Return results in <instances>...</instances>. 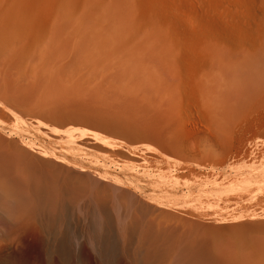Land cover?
I'll return each instance as SVG.
<instances>
[{"label":"rangeland","instance_id":"374dc122","mask_svg":"<svg viewBox=\"0 0 264 264\" xmlns=\"http://www.w3.org/2000/svg\"><path fill=\"white\" fill-rule=\"evenodd\" d=\"M1 100L0 264H264V0H0ZM44 120L128 149L58 145ZM159 130L178 153L156 166Z\"/></svg>","mask_w":264,"mask_h":264},{"label":"bare ground","instance_id":"6f19581e","mask_svg":"<svg viewBox=\"0 0 264 264\" xmlns=\"http://www.w3.org/2000/svg\"><path fill=\"white\" fill-rule=\"evenodd\" d=\"M190 18H191V17H190ZM190 18H189V19H190ZM186 21H188V20H186ZM188 22H189V21H188ZM194 22H195V21H194ZM186 23H187V22H186ZM189 23H190V24L193 23V20H192V22L190 21ZM190 24H188V25H190ZM193 24H194V23H193ZM193 24H192V25H193ZM195 24H196V22H195ZM193 26L195 27V25H193ZM193 26H192V28H193ZM199 26H200V25H199ZM196 27H197V26H196ZM37 88H38V87H37ZM19 89H20V88H19ZM30 89H31V88H30ZM28 90H29V89H28ZM35 91H36V90H35ZM21 92H22V91H21ZM31 92H32V91H31ZM10 94H11V93H10ZM26 94H27V93H26ZM29 94H31V93H29ZM32 94H33V93H32ZM14 96H15V95H14ZM19 96L21 97V95H19ZM23 97L25 98L26 96H23ZM21 98H22V97H21ZM26 98H27V97H26ZM34 98H35V96H34ZM34 98H32V100H34ZM19 99H20V98H19ZM30 99H31V98H30ZM40 99H41V97H40ZM10 100H11V99H10ZM21 100H22V99H21ZM6 101H7V99H6ZM14 101H15V100H14ZM22 101H24V100H22ZM28 101H30V100H28ZM37 101H38V100H37ZM41 101H42V100L38 101V103L41 102ZM72 101H73V100H72ZM75 101H76V100H75ZM75 101H73V102H75ZM0 102H1V104H0L1 106H4V104H5V108H6L7 106H9V104L6 103V102H5V103H2V102H4V101H2V100H1ZM10 102H11V101H10ZM19 102H20V101H19ZM24 102H25V101H24ZM30 102H31V105H32V101H30ZM43 102H46V101H43ZM53 102H54L55 104H58V103H56L55 101H53ZM57 102H60V101H57ZM87 102H88V101H87ZM95 102H96V101H95ZM11 103H13V102H11ZM28 103H29V102H28ZM46 103H47V102H46ZM51 103H52V102H51ZM61 103H63V102L61 101ZM70 103H71V101H70ZM85 103H86V102H85ZM85 103H84V104H85ZM2 104H3V105H2ZM6 104H7V106H6ZM14 104H17V103H14ZM22 104H23V103H22ZM34 104H35V103H34ZM34 104H33V105H34ZM52 104H53V103H52ZM52 104H51V105H52ZM55 104H54V105H55ZM64 104H65V103H64ZM77 104H78V102H77ZM97 104H98V103H97ZM19 105H20V104H19ZM25 105H26V103H25ZM25 105H24V107H25ZM29 105H30V104H28V106H29ZM31 105H30V106H31ZM46 105H49V104H46ZM58 105H60V104H58ZM69 105H70V104H69ZM71 105H72V103H71ZM73 105L75 106V103H74ZM82 105H83V103H82ZM90 105H91V104H90ZM93 105H94V103H93ZM93 105H92V106H93ZM101 105H102V104H101ZM15 106H17V105H15ZM41 106H42V105H41ZM84 106H85V105H84ZM44 107H45V106H44ZM52 107H54V106H52ZM62 107H63V105H62ZM62 107H61V108H62ZM68 107H69V106H68ZM72 107H73V106H72ZM76 107H77V106H76ZM76 107H73V109H76ZM81 107H82V106H81ZM86 107H89V106H86ZM108 107H109V106H108ZM1 108H4V107H1ZM1 108H0V109H1ZM17 108H18V107H17ZM32 108H33V107H32ZM35 108H36V107H35ZM47 108H48V107H47ZM66 108H67V104H66ZM66 108H65V109H66ZM77 108H78V107H77ZM89 108H91V107H89ZM96 108H97V107H96ZM96 108H94V109L97 110ZM99 108H100V107H99ZM6 109H7V110H6ZM6 109H5V110H6L8 113H10V111L8 110V108H6ZM9 109H10V110H13V111L15 112V110L13 109V105H12V108H9ZM36 109H37V111H38V110L41 109V107H40L39 109H38V108H36ZM45 109H46V108H45ZM56 109H57V108H55V111H56ZM65 109H64V110H65ZM78 109H79V108H78ZM86 109H87V108H86ZM16 110H17V109H16ZM19 110H20V109H19ZM25 110H26V109H25ZM53 110H54V109H53ZM67 110H68V109H67ZM88 110H89V109H88ZM91 110H92V109H91ZM95 110H94V111H95ZM99 110H100V109H99ZM99 110H98V111H99ZM113 110H114V109H113ZM17 111H18V110H17ZM17 111H16V112H17ZM27 111H28V110H27ZM31 111H32V110H31ZM40 111H43V110H40ZM44 111H46V110H44ZM70 111H71V110H69V112H70ZM79 111H80V110H79ZM7 112H5L6 115H7ZM14 112H13L12 115L15 116V118H16V120H17V123H21V124H23V122H19V121H21V120H20V117L23 118V115L20 116L18 113L16 114V112H15V113H14ZM75 112H76V111H74L73 113H75ZM89 112H90V111H89ZM116 112H117V111H116ZM29 113H30V112H29ZM32 113H33V112H31L30 114H32ZM35 113H36V112H35ZM39 113H40V112H39ZM44 113H46V112H44ZM80 113H82V112H80ZM80 113H79V114H80ZM100 113H101V112H100ZM102 113H103V112H102ZM119 113H120V112H119ZM20 114H21V113H20ZM22 114H23V113H22ZM25 114H26V113H25ZM30 114H29V115H30ZM55 114H57V113H55ZM61 114H62V113H61ZM112 114H113V113H111V115H112ZM116 114H117V113H116ZM120 114H121V113H120ZM9 115H11V114H9ZM9 115H8V116H9ZM12 115H11V116H12ZM16 115H19L20 117H17ZM35 115H36V114H35ZM37 115H38V112H37ZM37 115H36V117H37ZM42 115H44V114H42ZM65 115H66V113H65ZM65 115H64V116H65ZM71 115H72V114H71ZM76 115H77V114H76ZM100 115H101V114H100ZM11 116H10V117H11ZM25 116H26V115H25ZM27 116H28V115H27ZM27 116H26V117H27ZM48 116H49V115H48ZM48 116H47V118H48ZM72 116H73V118H75L74 115H72ZM72 116H71V117H72ZM121 116H122V115H121ZM124 116H125V115H124ZM128 116H129V115H128ZM12 117H13V116H12ZM26 117H25V118H26ZM36 117H34V115H33V118H36ZM39 117H40V115H39ZM39 117H38V118H39ZM53 117H54V116H53ZM53 117H52V118H53ZM61 117H62V116H61ZM90 117H91V116H90ZM90 117H88V115H87V116H85V115H82V116H81V115H80V116L76 119L75 122H77V123H83L84 126H85V123H89V125H91L90 122H89V121H91ZM93 117H95V116H93ZM105 117H106V116H105ZM111 117H112V116H111ZM22 118H21V119H22ZM25 118H24V119H25ZM28 118H29V117H28ZM28 118H27L26 120H28ZM31 118H32V115H31ZM41 118H42V117H41ZM52 118H51V119H52ZM59 118H60V117H59ZM108 118H109V117H108ZM135 118H136V117H135ZM180 118H181V117H180ZM2 119H3V118H2ZM12 119H13V118H12ZM36 119H37V118H36ZM102 119L104 120L105 118L102 117ZM102 119H101V121H102ZM111 119H112V118H111ZM113 119H114V118H113ZM113 119H112V120H113ZM130 119H133V118H130ZM138 119H139V118H138ZM184 119H185V120H188V119H186V118H184ZM13 120H14V119H13ZM16 120H14V121H16ZM32 120H34V119H32ZM40 120H41V119H40ZM40 120L38 119L37 121L40 122ZM49 120H50V119H49ZM62 120H63V119H62ZM71 120H72V119H71ZM73 120H74V119H73ZM73 120H72V121H73ZM93 120H94V118H93ZM133 120H134V119H133ZM144 120H145V119H144ZM28 121H31V120H28ZM37 121H36V122H37ZM46 121H47V119H46ZM50 121H51V120H50ZM55 121H56V119H55ZM63 121H64V120H63ZM63 121H62V123H63ZM96 121H98V120H96ZM106 121H107V120H106ZM106 121H105V122H106ZM118 121H119V120H118ZM118 121H117V122H118ZM139 121L141 122V120H139ZM34 122H35V121H34ZM41 122H42V121H41ZM47 122H48V121H47ZM47 122H46V124H45V120H44V123L42 122L43 124L40 123V124H41V125H40L39 123H37V125L39 124V126H40V127L38 126L39 128H41L42 125L44 126V128H45V127L49 128V129H50V132H49L50 134L55 133V136H57V134L64 136V137H61V136H60V139H59V143H58V145H59V144H61V145H66V146H68V147L71 148V149L74 148V147H79L82 143H81V144L79 143V144H80V145H79V144H77V142L80 141L79 139H82V138L84 139V137H85V139H88V138H89V140H91V138H92V141L94 140V141L96 142V144H97V143H98V144H101V145H103V146H106L107 148L109 147L110 149H111V148H113V149L116 148L115 150H117V148H119V150H120V148L123 147V146L121 147V145H122V141H121V140H120L121 142L119 143V142H118L119 140L117 141L116 139H114V138H112V137H108V136L102 134L101 132L99 133V132H96V131H94V130L92 131L91 129L89 130L88 128L85 129V128H83V127H82V128H76V126H74V127H75V128H74V127H71L70 125H69V126H70L71 128H70V127H69V128H67V127L65 128V127H64L65 129H61V130H60V129L57 128L58 126H55V127H56V128H55V127L53 126V123H50V122H49V123L51 124V126H50V125L48 126ZM51 122H52V121H51ZM65 122H66V121H65ZM69 122H70V121H69ZM92 122H93V121H92ZM112 122H114V121H111V123H112ZM135 122H136V121H135ZM146 122H147V121H146ZM189 122H190V121H188V123H189ZM6 123H7V122H6ZM31 123H33V121L30 122V124H31ZM77 123H76V124H77ZM99 123H100V122H99ZM108 123H109V121H108ZM138 123H139V122H138ZM141 123H142V122H141ZM143 123H144V122H143ZM56 124H57V123H56ZM92 124H93V123H92ZM120 124H121V123H120ZM126 124H129V123H126ZM130 124H131V122H130ZM58 125H60V123H59ZM63 125H64V123H63ZM71 125H72V123H71ZM78 125H79V124H78ZM97 125H98V124H97ZM105 125H106V124H105ZM105 125H102V126L105 127ZM113 125H114V123H113ZM118 125H119V124H118ZM118 125H117V126H118ZM142 125H143V124H142ZM33 126H35L34 123H33ZM60 126H61V125H60ZM95 126H96V125H95ZM95 126L92 125V127H94V129L96 128ZM111 126H112V125H111ZM114 126L117 127V126H116V123H115ZM121 126H122V125H121ZM131 126L133 127V125H131ZM145 126H146V125H145ZM8 127H9V126H8ZM12 127H13V126H12ZM12 127L9 128V130L12 129ZM14 127H16V126H14ZM24 127H26V126H23V132L26 133V132L28 131V128L26 129V128H24ZM36 127H37V126H36ZM78 127H79V126H78ZM86 127H87V126H86ZM128 127H129V126H128ZM139 127H141V125H139ZM151 127L153 128V126H151ZM193 127H194V126H193ZM61 128H62V127H61ZM141 128H142V127H141ZM155 128H156V127H155ZM160 128H161V127H160ZM15 129H17V128H15ZM20 129H21V128H20ZM45 129H46V128H45ZM45 129H44V130H45ZM49 129H48V130H49ZM102 129H103V127H102ZM109 129H110V128H109ZM144 129H145V128H144ZM148 129H149V128H148ZM192 129H193V128H192ZM194 129H195V130H193V131L196 132V127H195ZM32 130H33V129H32ZM37 130H38V128H37ZM107 130H108V128H107ZM110 130H111V129H110ZM122 130H123V128H122ZM127 130H128V129H127ZM127 130H126V131H127ZM142 130H143V129H142ZM145 130H146V129H145ZM15 131H17V130H15ZM18 131H19V130H18ZM18 131H17V132H18ZM21 131H22V130H20L19 132H21ZM33 131H34V130H33ZM38 131H40V130H38ZM42 131H43V130H42ZM126 131H125V133H126ZM133 131H134V130H133ZM11 132H12V131H11ZM23 132H22V133H23ZM44 132L48 134L47 129H46V131H44ZM51 132H52V133H51ZM118 132H119V131H118ZM198 132H199V131H198ZM4 133H5V132H4ZM9 133H10V132H9ZM12 133H13V132H12ZM28 133H29V132H28ZM39 133H40V132H39ZM45 133H43V135H44V136L46 135V136H47V137L45 136L46 138H50V136L52 137V139L55 138V136L53 137L52 135H50V136L48 137V135L45 134ZM113 133H114V132H113ZM113 133H111V135H113ZM131 133H132V132H131ZM139 133H141V132H139ZM163 133H166V132H165V131L163 132L162 130H159V131H157V132H152V134H151V135H152V136H153V137H154V138L160 143V146H161V147H159V149L155 148L157 145L154 146V147H152L153 145L150 144V145H152V146L149 147V146H147L148 143L146 144V148L148 147V149H150L151 152H154L155 154L158 155V158H159V159L157 158V159H156L157 161H159V160L162 161V159H163V161H165V158H164V157H165V154H167V153H170V152L178 153V152H176V151L178 150V147L175 145V143H174L173 141H172V142L174 143V145H172L173 143L170 141L171 139L169 138V134H168V133L163 134ZM196 133H197V132H196ZM199 133H200V132H199ZM30 134H31V133H30ZM108 134H109V133H108ZM114 134H115V133H114ZM136 134H138V133H135V134H133V135H136ZM141 134H142V133H141ZM145 134H146V132H145ZM149 134H150V133H149ZM27 135H28V134H27ZM59 135H58V136H59ZM122 135H124V133H123ZM18 136H19V135H18ZM30 136H31V135H30ZM126 136H127V135H126ZM126 136H125V137H126ZM139 136H140V135H139ZM143 136L146 137V136H148V135H144V132H143ZM113 137H114V136H113ZM117 137H118V136H117ZM125 137H124V138H125ZM136 137H137V135H136ZM148 137H149V136H148ZM32 138H33V137H32ZM120 138H121V137H120ZM26 139H27V138H26ZM56 139H57V140H56ZM56 139H55V140L58 141V138H56ZM132 139H133V138H132ZM138 139H139V138H138ZM144 139H145V138H144ZM150 139H151V138H150ZM60 140H61V142H60ZM77 140H79V141H77ZM21 141H24V140H21ZM84 141H85V140H84ZM84 141H83V142H84ZM94 141H93V142H94ZM80 142H81V141H80ZM86 142H88V143H87L88 146L92 145L91 143L89 144L90 141L86 140ZM126 142H127V140H126ZM130 142H131V141H130ZM133 142H134V141H132V144H131V145H133ZM141 142H143V140H142ZM145 142H146V141H145ZM147 142H148V141H147ZM153 142H154V141H153ZM5 143H6V142H5ZM25 143H26V142H25ZM149 143H150V142H149ZM18 144H19V143H18ZM27 144H29V142H28ZM27 144H26V145H27ZM31 144H32V143H30V145H31ZM36 144H37V143H36ZM136 144H137V143H136ZM142 144H143V143H142ZM156 144H157V143H156ZM9 145H10V144H9ZM30 145H29V147H30ZM40 145H41V144H39L38 146H40ZM123 145H124V144H123ZM127 145H128V144H127ZM158 145H159V144H158ZM33 146H35V144H34V145L32 144V147H33ZM38 146H37V147H38ZM88 146H87V147H88ZM138 146H139V145H138ZM35 147H36V146H35ZM82 147H83V146H82ZM91 147H92V146H91ZM96 147H97V146H96ZM98 147H99V146H98ZM133 147H134V146H133ZM133 147H132V148H129V149H131V150H129L128 152H127V150H126V152H127V153H130L131 156H135V157H136L135 154H136L137 152H134V151L132 150ZM136 147H137V145H136ZM136 147H134V148H136ZM20 148H21V147H20ZM33 148H34V147H33ZM38 148H40V152L38 151V156H39V155H41V157H43L42 155H44L45 157H46V156H49V155H51V156L54 155L55 157L57 156V155L54 154L50 149H48V147H38ZM38 148L35 149L36 152H37ZM50 148H51V147H50ZM88 148H89V147H88ZM93 148H94V147H93ZM143 148H145V143H144V147H143V145H142L141 150H144ZM151 148H152V149H151ZM53 149H55V148H52V150H53ZM86 149H87V148H86ZM122 149H128V147H127V148L124 147V148H122ZM136 149H138V148H136ZM148 149H146V151L144 150V152H147V153H148V152H149V151H147ZM160 149H162V150H160ZM28 150H29V149H28ZM56 150H57V149H56ZM89 150H90V148H89ZM91 150H92V149H91ZM93 150H95V149H93ZM102 150H103V149H102ZM102 150H101V151H102ZM104 150H105V148H104ZM115 150H113V151H115ZM138 150H139V151H138V153H139L141 150H140V148H139ZM190 150L193 151L194 148H191V147H190ZM13 151H14V150H13ZM29 151H30V150H29ZM53 151H54V150H53ZM60 151H61V150H60ZM60 151L57 150V152H60ZM71 151L75 152L74 150H71ZM96 151H97V150H96ZM106 151H108V150H106ZM7 152H8V151H7ZM61 152H63V151H61ZM77 152H78V151H77ZM110 152H111V151H110ZM115 152H116V151H115ZM124 152H125V151L123 150V153H124ZM126 152H125V153H126ZM141 152H142V151H141ZM33 153H34V149L32 150V154H33ZM39 153H40V154H39ZM65 153H66V152H65ZM82 153H83V152H82ZM96 153H97V152H96ZM118 153H119V152H118ZM123 153H122V154H123ZM138 153H137V155H139ZM147 153H146V154H147ZM149 153H150V152H149ZM154 153H153V155H154ZM30 154H31V153H30ZM105 154H106V153H105ZM109 154H110V153H109ZM116 154H117V153H116ZM141 154H142V153H141ZM151 154H152V153H151ZM34 155H35V154H34ZM36 155H37V154H36ZM111 155H114V153L111 154ZM126 155H127V154H126ZM130 155L128 154L127 156H130ZM12 156H13V155H12ZM16 156H17V155H16ZM54 156H53V157H54ZM70 156H71V155H70ZM115 156H116V155H115ZM119 156H120V154H119ZM123 156H125V155H123ZM147 156H148V155H147ZM149 156H150V155H149ZM17 157H18V156H17ZM35 157H37V156H35ZM41 157L39 156L38 158L41 159ZM53 157H51L50 159H52ZM78 157H81V156H78ZM101 157H102V155H101ZM112 157H113V156H112ZM138 157H139V156H138ZM143 157L145 158V156H143ZM152 157H153V156H152ZM33 158H34V157H33ZM46 158H47V157H46ZM58 158H59V157H58ZM62 158H63V157H62ZM82 158L85 159L83 156H82ZM123 158H124V157H123ZM140 158H141V156H140ZM149 158H150V157H149ZM155 158H156V157H155ZM155 158H153V159H155ZM24 159H25V158H24ZM36 159H37V158H36ZM48 159H49V158H48ZM50 159H49V160H50ZM56 159H57V157H56ZM56 159H55L54 161H57ZM127 159L130 160V158H128V157H127ZM32 160H33V159H32ZM44 160H45V159H44ZM49 160H48V161H49ZM88 160H89V159H88ZM95 160H96V159H95ZM95 160H94V161H95ZM100 160H101V159H100ZM141 160H144V159L141 158L140 161H141ZM211 160H212V159H211ZM36 161H38V160H36ZM46 161H47V160H46ZM60 161H61V160H60ZM60 161H58V162H60ZM89 161H92V159L89 160ZM116 161H117V159H116ZM125 161H127V160H125ZM146 161H147V160H146ZM170 161H172V160H170ZM170 161H169V162H170ZM177 161H179L180 163L177 162V164L174 165L176 168H180V167L182 168V166H181L182 163H183V165H186V166H192V167H197V168H200V167L203 166V165H201L202 163H200V164L197 163V162H200V161H194V162H191V163H186V162H183V161H180V160H177ZM40 162H42V161H40ZM63 162L65 163L66 161L64 160ZM63 162H60V163H63ZM106 162H107V160H106ZM113 162H114V160H113ZM117 162H119V160H118ZM121 162H122V160H121ZM131 162H132V163H131ZM154 162H156V161H154ZM167 162H168V158L166 159V162H163L164 164H162V166H163V165H166ZM172 162H174V161H172ZM208 162H209V161H208ZM48 163H49V162H48ZM48 163H43V164H46V165H47ZM50 163H51V162H50ZM52 163H53V162H52ZM55 163H57V162H55ZM108 163H109V162H108ZM119 163H120V162H119ZM119 163H118V164H119ZM122 163H123V162H122ZM144 163H146V162L144 161ZM160 163H161V162L159 161L158 163H155V164H156V166H157V164H160ZM174 163H175V162H174ZM210 163H211V162H209V164H210ZM212 163L214 164L215 162H212ZM212 163H211L210 166H211V167H216V166H213ZM217 163H218V162H217ZM217 163H216V164H217ZM127 164H133V160H132V158H131V161H129ZM134 164L137 165L136 162H135ZM146 164H147V163H146ZM155 164H154V165H155ZM171 164H172V163H171ZM179 164H180V165H179ZM50 165H51V167H52V165L54 166V164H50ZM61 165H62V164H61ZM61 165H60V166H61ZM63 165H64V164H63ZM67 165H68V164H66L65 166L67 167ZM71 165H72V164H71ZM71 165H70V166H71ZM135 165H134V166H135ZM218 165H219V164H218ZM56 166L58 167L59 165H56ZM112 166H113V165H112ZM120 166H121V164H120ZM131 166H132V167H131ZM131 166H130V167H131L130 169H129V165L126 166V167L123 166L122 171H123V172L126 171L125 173H127V174H128V173H134V171H135L136 169H135V167H134L133 165H131ZM159 166L161 167V165H159ZM167 166H168V168H167V170H166L165 172H167L168 170H170V169H169V165H167ZM205 166H206V165H205ZM46 167H47V166H46ZM48 167H49V165H48ZM74 167H75V166H73V168H74ZM53 168H54V167H53ZM61 168H62V167H61ZM64 168H65V167H64ZM67 168H68V167H67ZM71 168H72V167H71ZM73 168H72V169H73ZM77 168H78V165H77ZM110 168H111V167H110ZM140 168L143 170V171H141V172H142V175H147V176L150 175V169H149L150 167H149V166L146 167V165H145V166H142V165H141ZM49 169H50V168H49ZM54 169H55V168H54ZM56 169H58V168H56ZM68 169H70V168H68ZM68 169H67V170H68ZM160 169H161V168H160ZM61 170H63V169H61ZM70 170H71V169H70ZM74 170H75V168L73 169V171H74ZM78 170L80 171V168H79ZM82 170H83V169H82ZM173 170H174V168H173ZM178 170H179V169H178ZM180 170H182V169H180ZM212 170H213V169H212ZM53 171H54V170H53ZM75 171H76V170H75ZM93 171H94V170H93ZM95 171H96V170H95ZM157 171H159V170L157 169ZM171 171H172V169H171ZM48 172H49V171H48ZM54 172H55V171H54ZM54 172H53V173H54ZM63 172H64V171H63ZM65 172H66V171H65ZM76 172H77V171H76ZM81 172H82V171H81ZM153 172L156 173L155 170H153ZM161 172H162V171H161ZM165 172H164V173H165ZM51 173H52V172H51ZM61 173H62V172H61ZM68 173H69V171H68ZM84 173H85L84 175H86V173H87L86 170H85ZM97 173H98V172H97ZM97 173H96L95 175H97ZM63 174H64V173H63ZM66 174H67V172H66ZM73 174H75V172L72 173V175H73ZM79 174H80V172H79ZM99 174H100V173H99ZM135 174H137V173L135 172ZM168 174H169V171H168ZM168 174H167V175H168ZM49 175H50V174H49ZM88 175H89V174H88ZM140 175H141V173H140ZM149 178H151V177H149ZM151 179H152V178H151ZM262 215H263V214H262ZM246 217H247V220H248V216H246ZM244 218H245V216H244ZM230 220H231V219H230ZM240 220H241V219H240ZM245 220H246V219H245ZM233 221H234V220H233ZM248 221L250 222V220H248ZM235 222H238V221H235ZM253 222H254V221H253ZM253 222H250V224H246L245 226H246V227H247V226H251V225H253L254 223H256V221H255L254 223H253ZM257 222H259V221H257ZM263 223H264V222H263ZM263 223H260V224H263ZM231 224H232V223H231ZM17 225H18V224H17ZM232 226H233V224H232ZM235 226H237V224H236ZM239 226H240V227H244V225L242 226V224L239 225ZM18 227H19V226H18ZM227 227H228V226H227ZM229 227H231V226H229ZM229 227H228V228H229ZM240 227H239V228H240ZM20 228H21V227H20ZM231 228H232V227H231ZM231 228H230V229H231ZM234 228H235V227H234ZM234 228H233V229H234ZM239 228L237 227V229H239ZM24 229H25V228H24ZM19 230H20V229H19ZM103 235H104V234H103ZM106 235L109 236V237H105ZM106 235H104V236H102V237L104 238V239H103L104 242H105L104 244H106V246L108 245V247H109L110 243L112 244V243L114 242V241H113V240H114V237L110 236V234H109V235L106 234ZM100 238H101V237H100ZM101 239H102V238H101ZM112 239H113V240H112ZM147 241H148V240H147ZM151 241H152V240H150V244H149V245H152V244H151V243H152ZM154 241H155V240H153V242H154ZM145 243H146V242H145ZM148 243H149V242H148ZM155 243H156V242H155ZM101 244H102V243H101ZM158 244H159V243H158ZM113 245H114V244H113ZM113 245H110V246L112 247ZM153 245H154V244H153ZM155 245H157V243H156ZM155 245H154V246H155ZM145 246H146V245H145ZM147 246H148V244H147ZM154 246H152V247L154 248ZM111 247H109V248H111ZM114 247H115V246H114ZM116 247L118 248V245H117ZM103 249H104V248H103ZM112 249H113V248H112ZM113 250H114V249H113ZM147 250H148V249H146V252H147ZM116 251H117V250H116ZM104 252H105V251H104ZM104 252H103V253H104ZM113 252H114V251H113ZM113 252H112V253L110 252V253L113 254ZM148 252L150 253V250H148ZM148 252H147V254H148ZM151 252H153V251H151ZM105 253H106V252H105ZM105 253H104V254H105ZM150 254H151V253H150ZM106 255H109V254H106ZM148 255H149V254H148Z\"/></svg>","mask_w":264,"mask_h":264}]
</instances>
